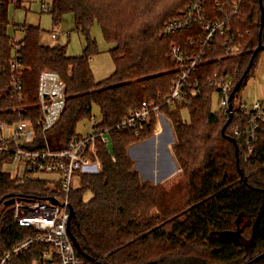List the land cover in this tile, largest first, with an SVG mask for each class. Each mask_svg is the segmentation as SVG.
<instances>
[{"label": "trees", "instance_id": "1", "mask_svg": "<svg viewBox=\"0 0 264 264\" xmlns=\"http://www.w3.org/2000/svg\"><path fill=\"white\" fill-rule=\"evenodd\" d=\"M12 2L16 8L21 6L19 0H0V88L7 87L13 75L14 38L9 33ZM190 2L53 0L50 13L54 22L65 13H73L76 29L86 36L87 46L83 54L69 56L64 45L41 44L39 26L15 25V30L24 32L17 40L18 59L23 65L22 99L11 93L0 96V123L30 121L35 139L29 147H44L37 87L39 74L45 69L58 72L67 91L64 114L48 135L54 148L78 136L76 124L91 116L94 104L102 115L99 125L114 127L144 104L165 103L178 74L171 48L176 45L195 53L204 36L200 25L174 36L164 35V24L183 15ZM261 6L264 8V0H205L207 17L225 21L224 31L211 40L193 74L196 85L188 96L161 106L173 122L177 140L173 150L183 170L177 184L167 190L142 182L127 153L130 144L154 130L157 120L153 115L136 128L114 129L113 151L99 144L102 169L81 174L79 187L70 196L74 211L70 231L86 264H97L86 257L101 264H248L261 255L251 264H264V126L250 154L245 138L234 134L236 127L246 125V119L211 109L216 77L230 76L231 92L238 84L240 92L264 52L263 27L262 46L255 53L260 41ZM94 23L113 45L109 52L115 68L101 81L95 79L90 66L91 57L100 52L89 36ZM189 39L193 44H188ZM236 44L241 45L240 51L232 53L230 48ZM183 109L189 112V122L183 119ZM161 125L154 146L160 172L170 166L164 142H160L166 132ZM165 141L170 150L173 139ZM150 152L148 144L133 150L144 177L151 168ZM5 162L0 160V258L37 233L20 227L14 221V205L5 202L12 198L45 199L54 190L45 179L21 182L11 178ZM88 193L91 198L85 200ZM47 248L34 244L12 256L7 264H30Z\"/></svg>", "mask_w": 264, "mask_h": 264}, {"label": "built area", "instance_id": "2", "mask_svg": "<svg viewBox=\"0 0 264 264\" xmlns=\"http://www.w3.org/2000/svg\"><path fill=\"white\" fill-rule=\"evenodd\" d=\"M42 9L50 12L52 7L49 4H43ZM196 25H200L204 30L200 49L197 52L190 53L176 45L171 48L170 57L177 65L178 74L171 94L163 104L172 105L183 101L188 96L191 87L196 85L192 83L193 74L205 57L206 50L210 47L215 34L218 31H224L225 21L212 20L207 17L205 0H191L183 15L170 19L164 24L163 32L166 36H174ZM52 37L58 38L59 35L52 34ZM188 44H193V39H189ZM240 48L241 45L236 44L230 48V51L237 53ZM13 50L15 51L14 59L11 61L13 75L9 85L0 88V96L6 97L11 93L21 100L23 85L20 78L23 65L18 59L19 45L16 38L13 39ZM215 82L223 110L231 116L235 114L246 119V125L236 127L234 134L239 138H245L248 153L251 154L254 143L258 141L264 126V106L259 101L253 103L250 109L246 103L235 106L233 99L232 109H230L232 81L216 77ZM37 98L41 111L38 124L41 127L44 147L39 149L29 147L35 139L34 126L30 121L22 120L12 125L0 123V160L5 159V165H17L15 173L8 172L11 178L21 182L31 179L30 174L33 172L56 173L60 177L49 181L55 187L50 196L45 199H15L13 203L14 221L20 227L33 228L37 233L7 251L0 258V264H7L12 256L28 250L34 244H43L48 248L30 264H86L70 231L72 219L70 218L72 208L70 196L79 187L74 186V180L76 179L80 184L81 174L96 173L102 169L98 146L101 144L108 148L109 139L105 135L111 134L114 129L136 128L139 123L149 121L153 115L157 120L155 128L157 133L163 118L161 110L163 104L156 106L144 104L114 127H102L95 124L92 133L85 136H74L63 147L54 148L48 135L61 120L67 105L66 83L58 72L49 69L41 71ZM8 126L11 129L9 133H6ZM21 166L24 167L23 175H20Z\"/></svg>", "mask_w": 264, "mask_h": 264}, {"label": "rangeland", "instance_id": "3", "mask_svg": "<svg viewBox=\"0 0 264 264\" xmlns=\"http://www.w3.org/2000/svg\"><path fill=\"white\" fill-rule=\"evenodd\" d=\"M21 6L16 8V3L12 2L9 7V15H10V28L9 33L12 38L21 39L24 36V32L20 29L15 30V25H33L39 26L41 28L40 42L45 46H53L56 44L66 46V53L69 56H79L83 54L85 47L87 46V38L82 33L76 29L75 24V16L73 13L68 12L63 14L61 20L59 22H54L53 16L50 12H45L42 9L43 4L52 5L53 0H19ZM52 34L59 35L58 38H53ZM90 38L93 39L100 52L91 57L90 66L94 77L97 81L104 80L108 78L114 71V62L112 60L110 49L113 47L112 44L108 43L102 33L101 27L98 23H94L91 27ZM242 37V36H241ZM15 51H13V54ZM264 75V52H261L258 57V62L252 73L250 79L248 80L246 86L236 94L234 98V105L238 106L240 103H246V106L250 109L253 106V103L259 101L260 103L263 101L264 104V84L262 83L261 76ZM228 80L231 79L230 76L227 77ZM262 100V101H261ZM211 109L213 112L221 113L223 112V108L220 105V94L219 92H214L212 95L211 101ZM183 119L188 121L190 120L189 112L187 109L182 110ZM102 122V115L98 105L94 104L91 111V116L81 119L77 122L75 127L76 135H87L93 132L95 124H99ZM161 126L169 125L171 132L173 134V142L170 144V151L174 158V161L178 167L176 173L172 176L164 179L161 183L156 184L152 177L147 173L145 180L142 179L141 173L144 171L136 170L135 164L136 160L133 159L130 154V148L136 146L137 144L151 139L154 136H158L156 133V126L154 130L145 135L144 137L139 138L134 143L130 144L127 147V153L131 160L133 161L134 169L138 172L139 177L142 182L150 183L153 185H162L165 189H170L173 185L177 184L183 177V170L175 156L173 147L176 143V136L174 133V126L170 116L167 113L163 112V118L161 119ZM10 127L6 128V133H9ZM166 133V132H165ZM108 140V148L110 151H113V140L111 134L105 135ZM165 136V134H164ZM160 137V142L166 143L169 138L167 136ZM137 148H134V150ZM16 164H7L4 169L6 171L15 173ZM20 175H23L24 167L21 166ZM97 173V172H96ZM93 174V173H86ZM32 178L35 179H45L48 181L57 180L60 175L56 173H44V172H33L30 174ZM156 178V177H155ZM53 188L55 185H51ZM74 186L77 188L79 186V181L74 180ZM91 198V194L88 193L85 196V200H89Z\"/></svg>", "mask_w": 264, "mask_h": 264}, {"label": "water", "instance_id": "4", "mask_svg": "<svg viewBox=\"0 0 264 264\" xmlns=\"http://www.w3.org/2000/svg\"><path fill=\"white\" fill-rule=\"evenodd\" d=\"M261 8H262V25H261V31H260V41H259V46H258V48H257V50H256L255 53H257V52L260 50L261 46H262V43H261V35H262L263 27H264V8H263V6H261ZM248 71H249V69H247L245 75L248 73ZM238 87H239V84L236 85V86L234 87V89H233V91H232V93H231V95H230V102H231L230 109H232V101H233V99H234V97H235V95H236V93H237ZM230 120H231V117H230V119H229L228 122H230ZM225 128H226V126H225V127L223 128V130H222V133H223V134H225ZM165 130H166V133L168 134V138L170 137L171 139H173V134H172V132H171V129H170L169 125H166V126H165ZM146 144H150L151 147H153V149H154V146H155V136H154L153 138H151V139L145 140V141H143V142L137 144L136 146L130 148V150H129V154H130V156L134 159V155H133V150H134V148H139V147H141V146H143V145H146ZM163 148H164V151H165V153H166L167 159L172 163V165H171V168H170L167 172H165V173H163V174H160V175L158 176L157 180H155V173H154L153 171L151 172L152 180H153L156 184L161 183L164 179H166V178L172 176V175L178 170V167H177V165H176V163H175V161H174V158H173V156H172V154H171V152H170V150H169V144H168L167 142L164 143ZM154 156H155V154H154V152H153V153H152V157H154ZM135 169L139 171V168H138L137 164H135ZM141 175H142V179L145 180L144 175H143L142 173H141ZM14 202H15V199L12 198V199L6 201V202H5V205H7V206H8V205H12ZM73 216H74V211H73V209L71 208L70 218H73ZM71 236H72V234H71ZM72 238H73V236H72ZM73 240H74V238H73ZM74 242H75V245H76L78 251L80 252L77 242H76L75 240H74ZM262 256H263V255H261V256L255 258L253 261H250L248 264H251L252 262L259 260ZM86 258H87L88 260H90L92 263L101 264V263L98 262L97 260H94V259H92V258H90V257H86Z\"/></svg>", "mask_w": 264, "mask_h": 264}, {"label": "bare ground", "instance_id": "5", "mask_svg": "<svg viewBox=\"0 0 264 264\" xmlns=\"http://www.w3.org/2000/svg\"><path fill=\"white\" fill-rule=\"evenodd\" d=\"M148 145L151 147L150 144H148ZM153 152L155 154L154 157H152V153ZM148 157H149V159L151 161V168H150V171H149V175L151 176V172L153 171L155 173V177H156L155 180H157V178H158V176L160 174H163V173L167 172L171 168L172 163L170 162V166L166 170H163L162 172L159 171L160 167L157 168L156 165H155V157H156L155 147H154V149H153V147H151V152L149 153Z\"/></svg>", "mask_w": 264, "mask_h": 264}, {"label": "crops", "instance_id": "6", "mask_svg": "<svg viewBox=\"0 0 264 264\" xmlns=\"http://www.w3.org/2000/svg\"><path fill=\"white\" fill-rule=\"evenodd\" d=\"M261 80H262V83L264 84V75L263 76H261ZM262 101V100H261ZM262 103V105L264 106V104H263V101L261 102ZM165 136H167L168 137V134L167 133H165Z\"/></svg>", "mask_w": 264, "mask_h": 264}]
</instances>
